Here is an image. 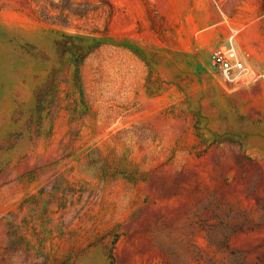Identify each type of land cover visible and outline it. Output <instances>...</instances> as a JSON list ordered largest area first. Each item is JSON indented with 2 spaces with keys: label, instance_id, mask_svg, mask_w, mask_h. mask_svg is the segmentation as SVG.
<instances>
[{
  "label": "rangeland",
  "instance_id": "rangeland-1",
  "mask_svg": "<svg viewBox=\"0 0 264 264\" xmlns=\"http://www.w3.org/2000/svg\"><path fill=\"white\" fill-rule=\"evenodd\" d=\"M0 264H264V0H0Z\"/></svg>",
  "mask_w": 264,
  "mask_h": 264
},
{
  "label": "built area",
  "instance_id": "built-area-1",
  "mask_svg": "<svg viewBox=\"0 0 264 264\" xmlns=\"http://www.w3.org/2000/svg\"><path fill=\"white\" fill-rule=\"evenodd\" d=\"M239 38V29L230 27L228 35L210 54L212 66L225 81L238 82L249 71Z\"/></svg>",
  "mask_w": 264,
  "mask_h": 264
}]
</instances>
